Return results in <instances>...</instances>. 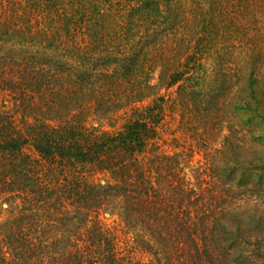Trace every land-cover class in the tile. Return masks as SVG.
Here are the masks:
<instances>
[{
    "label": "trees",
    "instance_id": "obj_1",
    "mask_svg": "<svg viewBox=\"0 0 264 264\" xmlns=\"http://www.w3.org/2000/svg\"><path fill=\"white\" fill-rule=\"evenodd\" d=\"M239 50L262 65L264 0H0V264H264V86ZM169 99L226 131L202 180L157 145Z\"/></svg>",
    "mask_w": 264,
    "mask_h": 264
},
{
    "label": "rangeland",
    "instance_id": "obj_2",
    "mask_svg": "<svg viewBox=\"0 0 264 264\" xmlns=\"http://www.w3.org/2000/svg\"><path fill=\"white\" fill-rule=\"evenodd\" d=\"M182 1L183 0H175ZM225 50H227L225 48ZM238 55L233 57V63L242 70L243 74L246 75L253 69L252 66H256L254 70V74L256 78L259 80L261 85L264 86V59L261 60L262 65L259 67L254 65L253 61L249 60L246 52L243 50L238 51ZM207 71L212 70L209 65L206 66ZM149 85L154 86L156 88L155 93L163 96L170 95L171 97H175L173 94L176 91V87L170 89L169 91H165L164 88L160 85L159 82V70H156L149 80ZM180 113L178 107L169 99L164 104V112L162 115V119L157 126V145L160 150H162L165 154L172 156L173 154H182L183 157L181 159L184 160L183 166L185 167V174L190 181H193V177H197L201 171L205 173V176L196 178V180H202V178H206V176L211 172L213 168L212 162L213 159V151L216 148H220V143L222 141V136L226 134V131H223L220 135L214 136L209 134L202 137V133L197 132L195 127H193V122L190 123L191 120H186L185 116ZM95 119V118H94ZM94 125H101L102 130L108 131L110 133H115L122 127L123 120H116V122H112L111 126H109L108 122L103 120L97 121ZM207 137V138H206ZM29 154L33 155V153L28 150ZM99 180H104L103 176H97ZM241 204V210L243 208H249L258 203V200L255 198H242V200L238 201ZM6 209L4 205L2 210H0V221H4L6 218V212L3 210ZM113 218H108V215H105V224L112 225ZM135 260L141 262H147L149 257L146 254H142L141 251H137L135 253Z\"/></svg>",
    "mask_w": 264,
    "mask_h": 264
}]
</instances>
